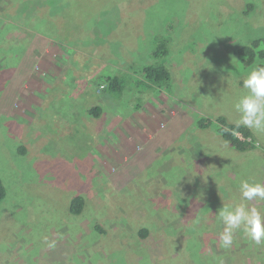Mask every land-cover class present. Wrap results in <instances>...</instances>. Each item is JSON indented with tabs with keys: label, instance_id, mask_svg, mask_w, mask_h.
Listing matches in <instances>:
<instances>
[{
	"label": "rangeland",
	"instance_id": "374dc122",
	"mask_svg": "<svg viewBox=\"0 0 264 264\" xmlns=\"http://www.w3.org/2000/svg\"><path fill=\"white\" fill-rule=\"evenodd\" d=\"M97 1L53 0L57 27L23 16L39 0H0V264H264V244L242 233L220 247L216 215L242 202V180L264 183V133L239 152L215 121L196 126L239 118L252 67L236 50L264 35V0ZM166 40L161 87L143 68ZM104 75L121 91L100 93ZM38 79L51 83L41 106L23 92Z\"/></svg>",
	"mask_w": 264,
	"mask_h": 264
},
{
	"label": "trees",
	"instance_id": "16d2710c",
	"mask_svg": "<svg viewBox=\"0 0 264 264\" xmlns=\"http://www.w3.org/2000/svg\"><path fill=\"white\" fill-rule=\"evenodd\" d=\"M33 1L34 0H26V3H24L23 7H26L29 4H31L32 6ZM101 5L102 2L100 0L97 1L96 4H93V6L97 9L100 8ZM37 8L39 9H28V11L26 9H23V16L24 12H26L25 15L29 16V12L33 11L36 16H40L36 17L39 18L40 21H50L53 22V25L57 27L58 25L60 27H67V25L65 24V17L63 15H58L60 14V12L55 16L51 14L53 11V0H39ZM252 10L253 5L251 3H248L245 8V13L248 14ZM37 12L39 13L37 14ZM55 18H58V20L54 22ZM62 31L63 30H61V32ZM168 53L169 40L161 41L157 44L156 49L152 52V56L156 60V63L148 64L143 68V73L146 74V77L148 79L154 78L158 80L159 82L157 85L161 87L169 85L171 80L169 70L166 69L163 63L165 59L161 61V59H163V57ZM236 53L242 57L240 64L244 69H248L257 65L264 66V35L251 40L245 45L240 46L236 50ZM121 83V76L104 75L102 81L97 84L96 88L100 91V93L108 89L114 91V93H117L122 89ZM136 84V86H139V81ZM88 111L92 116H95V118H100L102 113L97 107L94 106H91ZM214 121L216 122V134L220 136L222 140L227 142L232 148L236 149L239 152H246L247 150L256 148V139L254 132L245 127H237L235 122L228 121L225 116L220 115L214 120L205 116L199 117L196 121V126L200 130H205L211 127V124ZM19 150L25 152V148L23 146H21ZM5 195L6 188L0 178V203L4 199ZM84 204V198L81 195H75L70 203V212L73 214H81ZM146 232V229H142L140 231V235L145 236ZM246 246L248 247L250 246V244H247Z\"/></svg>",
	"mask_w": 264,
	"mask_h": 264
},
{
	"label": "clouds",
	"instance_id": "9594fccd",
	"mask_svg": "<svg viewBox=\"0 0 264 264\" xmlns=\"http://www.w3.org/2000/svg\"><path fill=\"white\" fill-rule=\"evenodd\" d=\"M243 87L247 94L234 104L239 116L235 124L258 134L264 133V66L252 67L243 79ZM239 192L241 203L223 205L216 213L223 225L219 233V244L224 249L233 245L237 233H242L256 245L264 244V214L256 206L247 203L264 202V183L242 180ZM54 246V242L49 244V247Z\"/></svg>",
	"mask_w": 264,
	"mask_h": 264
},
{
	"label": "crops",
	"instance_id": "0c3cea01",
	"mask_svg": "<svg viewBox=\"0 0 264 264\" xmlns=\"http://www.w3.org/2000/svg\"><path fill=\"white\" fill-rule=\"evenodd\" d=\"M50 87H51V83L46 81V79L44 80L38 79V82L33 81L32 85H30L28 82V85L24 86L23 92L31 93V95L28 96L30 103H34L37 106H41L42 104L45 105V103H43L44 101L41 100L42 93H45L46 92L45 90ZM34 91L38 92L36 96L34 94ZM144 124L148 125L149 127L155 126V128H158L159 126L162 125V123L158 124V119L155 117L154 113H152V115L148 120H145Z\"/></svg>",
	"mask_w": 264,
	"mask_h": 264
}]
</instances>
